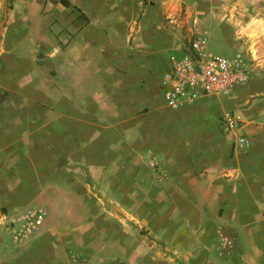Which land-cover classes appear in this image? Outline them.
<instances>
[{
    "label": "crops",
    "instance_id": "crops-1",
    "mask_svg": "<svg viewBox=\"0 0 264 264\" xmlns=\"http://www.w3.org/2000/svg\"><path fill=\"white\" fill-rule=\"evenodd\" d=\"M66 1L0 0V264H116L92 257L124 232L93 208L95 186L132 199L136 218L165 200L183 264H204L186 239L204 251L225 232L234 261L264 263V0ZM215 33L244 58L245 81L222 98L161 105L168 57L189 35ZM225 111L244 150L220 129ZM153 183L160 191L142 195Z\"/></svg>",
    "mask_w": 264,
    "mask_h": 264
},
{
    "label": "rangeland",
    "instance_id": "rangeland-1",
    "mask_svg": "<svg viewBox=\"0 0 264 264\" xmlns=\"http://www.w3.org/2000/svg\"><path fill=\"white\" fill-rule=\"evenodd\" d=\"M191 35H189L190 37ZM205 38V52L211 53L213 55H220L224 57L231 58L236 53L233 48L224 41L220 35L217 33L210 36L208 34L203 35ZM186 40V39H185ZM184 40V41H185ZM163 52H161L162 54ZM160 95V94H159ZM224 96H219L222 98ZM217 97H212L210 99H214ZM159 103L160 97H159ZM162 105V104H161ZM218 124L220 125V120L218 119ZM150 167H155V162L151 161L148 163ZM131 166H129L130 168ZM124 172H121V176L126 180H133V173L130 169H127V166H124ZM145 172H142V175ZM153 173V172H151ZM160 174V173H159ZM116 175V174H115ZM152 175H150L151 177ZM80 178L88 181L90 177L88 173H84ZM148 179V177L146 178ZM149 180V179H148ZM100 174L96 173L93 176L94 186L95 183L100 182ZM159 183H153V185L141 186L140 190L142 195L144 192L152 193V195L157 194L160 191ZM132 191V188L129 189ZM162 190V189H161ZM92 191L97 195L98 202L93 205L96 212L101 211L106 215L113 217L114 222L110 221V228L114 227V233L117 234L118 230H116V224L118 223L119 227H124V234L120 235L119 230V238L114 237V235H110L108 240L105 243V249L100 251V245L98 250L92 253L93 259L98 257H103L104 259H108L110 263L113 261L117 264H183V260L181 259V254L179 253L180 246L177 243L171 241L170 235H168V203L157 198L153 199V202L142 203L140 205L142 212L151 213L148 218L144 217L136 218L135 212L138 211V208L135 210L134 205L132 203V199L124 198V204L117 203V196L115 194V190L111 188H96L93 187ZM102 199V201H100ZM102 202V203H101ZM138 206V204H136ZM99 208V209H98ZM144 213V214H145ZM123 218V219H122ZM45 219V218H44ZM83 221V220H82ZM76 224L80 223L79 221H75ZM66 227L69 226L68 220L65 223ZM65 225H62V230ZM113 230V229H112ZM72 233V232H70ZM68 235V234H67ZM67 235H62V244H67ZM117 236V235H116ZM210 241L209 249H205L202 251V244L200 238H196L195 241L189 242L187 239L186 243H182L185 247L191 249L193 252L197 253V256H203L202 262L204 264H243L237 263L233 252H230L231 249V237L227 232L218 234L217 236L212 235ZM120 239L124 245L123 251H117L115 243ZM179 246V247H178ZM67 251V250H66ZM70 253L64 252V255ZM256 264H264L260 263L261 259L257 260ZM61 264H68L67 259L62 258Z\"/></svg>",
    "mask_w": 264,
    "mask_h": 264
},
{
    "label": "built area",
    "instance_id": "built-area-1",
    "mask_svg": "<svg viewBox=\"0 0 264 264\" xmlns=\"http://www.w3.org/2000/svg\"><path fill=\"white\" fill-rule=\"evenodd\" d=\"M247 63L240 53L231 58L205 52V38L190 36L183 47L168 57V66L160 80V102L174 109L185 103L203 98L229 95L235 86L246 79ZM220 120V129L232 136V148L244 150L249 139L240 132L241 122L232 111H225ZM28 216L34 224L42 218L40 209Z\"/></svg>",
    "mask_w": 264,
    "mask_h": 264
},
{
    "label": "trees",
    "instance_id": "trees-1",
    "mask_svg": "<svg viewBox=\"0 0 264 264\" xmlns=\"http://www.w3.org/2000/svg\"><path fill=\"white\" fill-rule=\"evenodd\" d=\"M57 1L64 6H68V2L66 0H57Z\"/></svg>",
    "mask_w": 264,
    "mask_h": 264
}]
</instances>
